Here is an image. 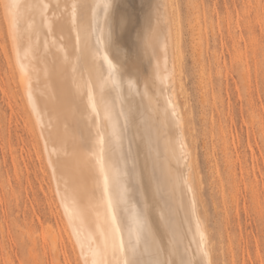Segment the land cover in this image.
I'll return each instance as SVG.
<instances>
[{
    "label": "bare ground",
    "instance_id": "obj_1",
    "mask_svg": "<svg viewBox=\"0 0 264 264\" xmlns=\"http://www.w3.org/2000/svg\"><path fill=\"white\" fill-rule=\"evenodd\" d=\"M117 2L112 19L119 21L123 9L128 24L124 30L114 25V42L109 45L96 42L100 35L95 31L97 22L104 25L103 0H0L10 44L6 61L14 70L24 107L44 142V156L53 173L56 192L55 217L61 221L77 264H117L122 260L113 257L105 222L106 208L101 203L97 132H102L106 170L119 168L130 173L126 177L129 188L133 186V176L138 185L142 184L138 192H129L128 205L121 204L118 215L130 219L134 212L143 211L157 241L167 242L170 231L168 224L160 220L163 201L155 193L153 178L187 174L192 193L182 185L174 190L171 184L167 185L166 191L172 193L171 221L182 233L180 248L186 260L191 264H215L209 233L197 206L196 218L207 237V256L198 247L199 232L191 213L193 197L196 204V189L190 177L193 151L186 139L183 114L175 94L178 41L168 17L169 0ZM135 2L142 4L139 14L134 10ZM72 3L87 5L82 20L78 11L75 26L70 17ZM5 4L16 7L8 11ZM44 4L48 5L47 9L43 8ZM129 4L136 5L130 10ZM106 33L105 28V36ZM146 35H150L147 47L143 43ZM124 38L130 40L131 48L127 42L123 44ZM105 53L116 66V85L109 80L108 66L102 58ZM89 89L94 93L98 115L85 108ZM169 100L176 109L179 125L170 115L171 109L166 115ZM105 104L112 106L111 118L123 129L118 146L110 142L112 125ZM121 110L127 114L126 129L125 116L118 115ZM182 144L188 153V168L176 159ZM46 233L41 234L42 241L58 261L57 247L62 235L52 229ZM141 258L149 257L143 254Z\"/></svg>",
    "mask_w": 264,
    "mask_h": 264
},
{
    "label": "rangeland",
    "instance_id": "obj_2",
    "mask_svg": "<svg viewBox=\"0 0 264 264\" xmlns=\"http://www.w3.org/2000/svg\"><path fill=\"white\" fill-rule=\"evenodd\" d=\"M166 5L178 41L175 94L193 151L190 177L213 261L264 264V0ZM8 54L0 9V264H77ZM48 229L62 235L58 261L42 241Z\"/></svg>",
    "mask_w": 264,
    "mask_h": 264
},
{
    "label": "snow or ice",
    "instance_id": "obj_3",
    "mask_svg": "<svg viewBox=\"0 0 264 264\" xmlns=\"http://www.w3.org/2000/svg\"><path fill=\"white\" fill-rule=\"evenodd\" d=\"M5 9L10 11L16 7L15 4L4 5ZM48 5L44 4L43 8L47 9ZM87 7L84 3H72L70 8V17L73 25H76L78 19V11L80 13V19H83L84 10ZM118 7L117 0H103L104 9V25L100 26L97 22L95 31L99 32L100 35L96 37L97 44L107 43L109 45L113 44L114 35V25L121 30L126 29L128 24L127 17H121L119 21L114 22L112 19V12ZM105 28L107 33L105 36ZM143 43L145 47L150 45V35L143 37ZM99 51V49H98ZM119 52L120 49H117ZM125 54L127 49H124ZM103 61L108 66V76L109 80L113 85L117 84L115 74L117 72L116 66L109 59L108 55L103 54ZM129 87H132L131 81L129 82ZM85 108L90 109L91 112L97 113V103L95 100L94 93L91 89L86 94V104ZM168 109H171L170 115L176 118V122L179 125V118L176 109L172 102L168 101V108H166V115ZM112 106L105 104V113L112 125L111 131V143L119 145L123 137V129L118 125L116 121L111 118ZM98 115V113H97ZM125 116L124 128H127V114L121 110L118 114ZM97 143L100 146V158L98 160L99 172L102 177V191H101V203L105 206V222L108 225V230L111 237V250L113 257H121L122 260H118L117 264H191L189 260L184 258V254L181 252L182 243V233L178 228H176L171 221L172 209L169 204V200L172 197V193L166 191L167 185L171 184L173 190L177 186H183L186 188L188 193H192L193 189L188 180V175L185 173H179L176 176L171 174L166 175L164 178L154 177L155 182V193L161 197L163 201V206L160 211V220L168 224L170 236L167 242L163 240L157 241L154 228L151 225L148 217L143 211L134 212L130 219H125L118 215L119 206L121 204L127 207L129 192H138L141 185L136 183V178L133 176L132 188L128 187L129 181L126 179L130 175L128 172H123L119 168L113 169L111 172L106 170V166L103 161L104 145L105 139L102 132H97ZM188 153L184 151V145H181V151L179 157H176L178 163H183L185 168H188L187 163ZM155 167V165H154ZM167 197V199L165 198ZM191 213L194 218H196V204L193 197L191 201ZM197 231L199 232V249L204 256L208 255L207 250V237L205 233L201 230L200 221L196 218ZM125 233H127V240H125ZM141 246H143V253L141 252ZM143 254L148 255V259H142ZM101 264H111V262H101Z\"/></svg>",
    "mask_w": 264,
    "mask_h": 264
}]
</instances>
